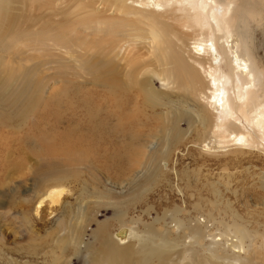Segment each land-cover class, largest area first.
Listing matches in <instances>:
<instances>
[{
	"label": "rangeland",
	"instance_id": "374dc122",
	"mask_svg": "<svg viewBox=\"0 0 264 264\" xmlns=\"http://www.w3.org/2000/svg\"><path fill=\"white\" fill-rule=\"evenodd\" d=\"M247 1L248 20L241 31L264 76V0ZM80 3L71 0L52 13L66 10L58 21L68 29L84 18ZM71 15L80 20L70 22ZM45 17L53 24L54 17ZM132 33L134 39L121 49V37L79 28L63 44L45 40L1 59L0 264H93L92 258L101 259L105 251L103 239L137 253L142 231L177 234V219L187 222L199 215L230 226L240 222L264 234L263 134L254 127L241 129L251 148L234 146L227 134L213 135L181 117L184 110L198 114L192 102L180 105L163 95L144 108L132 97L110 94L111 82L135 78L133 55H142L140 65L156 63L149 56L148 36ZM188 34L184 58L199 35ZM226 61L222 71L229 74ZM139 82L153 93L177 92L149 69ZM204 93L209 96L208 88ZM262 100L264 105V95ZM128 123L141 136L136 145L145 147L143 156L124 149L135 134H127ZM175 131L181 134L176 137ZM53 189L64 191L60 202L46 200L37 214V204ZM122 213L126 226L120 227L114 217ZM103 222L109 234L97 240Z\"/></svg>",
	"mask_w": 264,
	"mask_h": 264
},
{
	"label": "bare ground",
	"instance_id": "6f19581e",
	"mask_svg": "<svg viewBox=\"0 0 264 264\" xmlns=\"http://www.w3.org/2000/svg\"><path fill=\"white\" fill-rule=\"evenodd\" d=\"M70 1L0 0V61L13 50L21 52L24 46L40 44L45 40L63 44L65 37L79 28H92L112 39L121 37V49L127 45V40L134 39L133 31L145 33L151 41L148 48L150 59L155 57L156 63L144 65L141 62V66L139 59L143 58L142 55H133L130 63L136 62L135 78L124 84L111 82L108 87L110 94L132 97L136 106L144 108H150L151 102L160 101L163 95L176 98L180 105L192 102L198 106V114L193 116L184 110L181 117L188 124L199 123L205 130H211L213 135L227 134L228 142L234 146L252 145L249 135L240 133L241 129L254 127L264 138V76L249 51L244 38L246 32L241 31L245 27L243 21L248 20L245 17L247 0H80L84 4L77 6L84 18L67 29L65 22L58 21L68 14L66 10L52 12ZM97 3L102 9L95 8ZM40 12L54 17L53 24L48 22L51 18L37 16ZM71 16L74 21L71 18L70 22L80 20L76 15ZM188 30L199 35L191 44L193 51L186 52V59L183 56L186 49L182 46L190 38ZM225 59L228 60L229 74L222 71ZM148 69L163 86L175 87L177 92L171 96L153 93L152 88L149 91L145 82H139L140 75L147 73ZM14 74L12 71L8 77ZM205 88H208L209 96L204 93ZM138 121L141 126V120ZM130 124L126 132L135 134L131 135V143L124 149L129 155L143 156L141 151L145 147L136 145L141 136ZM175 133L176 137L181 134ZM106 135L111 137L112 132L107 129ZM63 192L60 189L51 190L37 204L35 212L38 214L41 211L46 200L52 205L59 203ZM183 211H176V215L180 217ZM195 211H198L197 208ZM202 217L199 215V218L187 222L177 219L174 224L177 234H171L169 230L158 234L146 227L141 236L136 237L140 242L137 253L135 248L109 245L103 239L100 243L105 248L102 258H92L91 263L184 264L183 261L187 260V264H264V234L251 232L240 222L230 226L211 217L202 220ZM124 218L122 213L114 220L122 227L126 226ZM222 224L223 228L217 229V225ZM106 225H100L95 235L97 240L109 234L103 230ZM74 232L79 233L77 229ZM200 250L204 251L203 257Z\"/></svg>",
	"mask_w": 264,
	"mask_h": 264
}]
</instances>
